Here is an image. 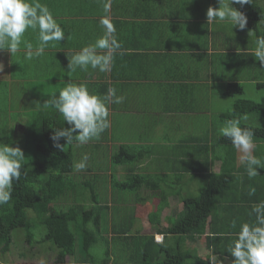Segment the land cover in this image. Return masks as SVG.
Returning <instances> with one entry per match:
<instances>
[{"label":"crops","instance_id":"crops-1","mask_svg":"<svg viewBox=\"0 0 264 264\" xmlns=\"http://www.w3.org/2000/svg\"><path fill=\"white\" fill-rule=\"evenodd\" d=\"M40 2L53 12L65 30V38L54 46L50 43L44 55L31 60L25 59L23 44L14 57L7 49L0 50V63L4 65L0 74L8 76L9 90L22 92L27 109L37 102L44 103L53 93L58 95L68 82L86 83L91 91L99 94L114 87L117 95L126 97L123 103L110 105V128L100 139L83 144L86 151H82L88 154V160H93L88 168L97 177V185L109 188L111 203L115 192L118 193L114 186L116 181L127 177V167L111 163L112 154L123 144H131L135 149L141 147L148 153L140 159L137 169L152 172L156 179L148 189L142 188L144 194L158 192L157 187L162 184L158 178L165 175L172 181L183 175V181L179 178L181 183H174L186 186L187 159L192 166L196 165L197 172H202L198 175L204 178L202 181L208 170L216 175L236 173L235 169L242 165L237 151L230 144L215 141L208 129L217 124L218 114L224 110L222 106L229 102L224 93L228 82L264 89V67L253 56L259 36L256 27L247 25L240 30L227 21L209 25L207 10L219 7V0H111L110 17L124 54L117 53L106 72L89 67L86 71L78 68L69 74L68 56L103 35L99 21L104 15L106 0ZM252 4L262 8L256 26L264 35V0H253ZM233 7L237 8L236 4ZM250 31L254 32L253 36L249 35ZM38 35V30H29L24 39L35 47ZM13 122L25 123V120L18 118ZM258 149L256 147L254 155L260 158L264 145ZM103 161L107 166L101 165ZM164 162L169 165L167 170ZM188 177L193 183V176L189 174ZM223 183L226 190L235 192L238 189V194L246 191L245 206L250 210L247 217L238 214L237 222H254L255 215L249 213L253 204L264 200V184L249 178L243 168L236 178ZM137 201L133 206L135 221L136 225H142L145 222L136 210L144 204L157 209L160 201L154 196L150 202ZM172 201L174 203L175 198ZM149 214L147 221L152 225ZM107 223L111 235L113 221ZM142 229L143 234L156 232L153 228ZM221 264H231V259L226 258Z\"/></svg>","mask_w":264,"mask_h":264},{"label":"trees","instance_id":"trees-1","mask_svg":"<svg viewBox=\"0 0 264 264\" xmlns=\"http://www.w3.org/2000/svg\"><path fill=\"white\" fill-rule=\"evenodd\" d=\"M236 6L247 15V25L256 27L260 36L262 31L256 26V21L262 16V8L254 4L245 5L242 8L240 5ZM246 89V84L239 82L226 84L224 89L225 95L228 96L226 101L229 97L232 98V107L229 104L222 106L224 110H220L216 120L218 122L208 129V134L212 135L218 143L233 146L229 138L220 135L219 126L222 127L224 122L230 119L247 117L249 121L241 119V126L254 130L253 139L258 149L264 145V105L245 95ZM23 113L26 114L24 115L26 132L19 135L20 139L13 136L14 129L11 125L8 126L9 128L0 127V142L14 147L19 146L25 154L22 175L19 181L13 182L11 199L0 205V252L11 251L12 245L17 244L16 235L22 232L30 247L38 245L43 250L55 251V264H69L67 259L69 257L74 258V264H108L110 262L115 264H212L213 258L215 264H221L226 258L231 259L232 264L234 257L227 249L236 233L239 232L242 223L237 222L236 227L232 228L231 222L233 219L238 221V214L247 217L250 208L245 206L246 191L238 194V189L235 192L226 190L223 188V182L229 178H236L242 168L246 170L244 164L235 169L236 173L228 170L230 172L227 174L221 172L220 175H216L208 170L204 174L205 180L202 181L204 178L198 176L202 172H197L194 168L196 165L192 166L187 159V185L180 186L174 183L176 190L173 189L171 192L173 196L181 194V198L174 197L175 202L183 205L184 214L179 219L176 217L180 212L174 217L171 216L167 226L163 225L156 230L155 233L162 234L164 240L157 242L155 233L143 234L141 227L135 232V228L139 227H136L133 207L128 214L119 215L121 212L116 209L120 207L114 204L116 201L121 202L125 199L116 195L113 196V203H111L109 194L105 202L100 200L96 191L99 187L95 180L97 177L90 172L88 165L86 170L91 173V176L87 179L84 175L82 176L81 171L74 168V164L79 162L85 154L82 151H86V145H78L75 141L67 144L66 138H61L59 141L64 146V150L54 145L51 138L54 131L70 127L54 108L42 109L37 102L35 106L21 112L17 119L23 118ZM22 136L28 138V143L25 144V141L21 140ZM137 149L131 144H123L112 154L113 165L127 167L126 179L116 181L115 190L141 194L142 188L148 189L153 180L155 181V174L148 170L142 172L141 168L137 169L140 167L137 166L140 159L148 154L141 147ZM260 153V158L264 160V151L261 150ZM176 154L171 156L174 157ZM89 161L91 160L87 162ZM168 166L167 162H164V169L167 170ZM258 172L259 175L253 179L264 184L262 181L264 168H258ZM189 174L193 176V183L188 177ZM179 178L181 181L184 180L183 175H178L173 180L180 182ZM158 180L162 182L157 187L158 192L148 193L147 196H143V193L137 195L134 202H139L137 200L150 202L152 196L159 199L161 197L157 209L149 214V221L161 226V213L168 206L164 203L167 194L160 191H164V185L172 182V179L167 180L165 175ZM246 180L247 177L243 182ZM204 182L205 185H203ZM196 186L203 188L198 195L187 193L189 190L193 191ZM83 187L91 189V197L86 196ZM126 191L124 192L127 193ZM262 191L264 192V187ZM88 201L91 204L89 208L86 207ZM111 205L114 206L116 210L114 215L117 217L113 218L111 237L103 238L107 245V256L104 259L99 257L97 260L87 253L91 251L93 244L98 242L99 236L103 237L101 235L102 220ZM240 205L241 208H239ZM91 223L95 231L91 230ZM41 228L45 229V233L42 238H37L35 231ZM78 235L81 238L79 247H77ZM188 240L195 246L202 240L209 252L207 256H201L198 249H191L189 244L186 245ZM20 254L27 256L25 252ZM121 260L123 263L120 262Z\"/></svg>","mask_w":264,"mask_h":264},{"label":"clouds","instance_id":"clouds-1","mask_svg":"<svg viewBox=\"0 0 264 264\" xmlns=\"http://www.w3.org/2000/svg\"><path fill=\"white\" fill-rule=\"evenodd\" d=\"M253 0H219V7H209L207 21L209 25L218 22H230L238 26L240 30L246 28L247 15L234 4H252ZM111 0H106L103 5L104 15L99 23L103 29V35L94 43L83 46L79 51L69 57L68 73H74L79 68L87 70L89 67L106 72L113 64L117 53L124 54L122 43L118 40L117 29L110 17ZM29 30H38V44L34 47L31 42L24 39ZM250 36L254 32H249ZM65 38L64 28L57 22L53 12L47 4L40 0H0V50L7 49L14 57L21 51V45L25 47V59L44 55L45 49L50 43L61 42ZM256 47L253 56L264 67V35L255 40ZM0 63V71L3 70ZM126 99L123 95H117L114 87H109L105 94L91 91L86 83L68 82L57 93L43 104L42 109L54 108L70 127L56 129L52 140L57 148L64 150L59 143L61 138H66L67 144L75 141L78 145L88 143L93 139H100L111 126L110 105L121 104ZM241 119H230L224 122L219 129L223 137L231 140L238 153V161L246 166L249 178L259 175L258 168H264V160L254 155L257 145L253 139L254 130L241 126ZM88 154H84L81 160L74 164L77 171L87 167ZM25 154L19 146L0 142V205L7 203L12 196L13 182L19 181L24 166ZM255 215L254 222H244L236 233L234 240L228 246V252L234 257L232 264H264V200L252 206L249 215ZM237 221L231 222L235 228ZM155 240L163 242V235L155 233ZM215 264V259H212Z\"/></svg>","mask_w":264,"mask_h":264},{"label":"rangeland","instance_id":"rangeland-1","mask_svg":"<svg viewBox=\"0 0 264 264\" xmlns=\"http://www.w3.org/2000/svg\"><path fill=\"white\" fill-rule=\"evenodd\" d=\"M9 81V78L6 74H0V127H5L9 128L8 126L11 125V127L14 129L13 130V136L15 138H18L19 135H23L26 132V126L24 124V122H18V123H14L13 120L17 119V117L19 116V114L23 111L28 110L25 106V99L22 97V92L20 90H9L8 89V85L7 82ZM13 85V84H10ZM16 86L17 85H13ZM248 97H252L255 100H257L260 103L264 104V89L263 88H257V86H255V88H247L246 89V94ZM229 102H230V107H232V103H233V99L229 97ZM229 104V103H226ZM23 118L21 119H25L26 115L25 113L22 114ZM18 121V120H17ZM246 121L248 122V118L246 119ZM20 139V137H19ZM21 140L25 141L24 143H28V138H26L25 136L21 137ZM86 144H89L86 143ZM78 162V161H77ZM76 162V163H77ZM93 160L87 162V165L90 166L92 164ZM101 165L103 166H107V162H101ZM82 176L84 175V177L89 178L91 175L89 172H87L86 170L81 171ZM104 173V171H101V174ZM170 177H167V180H170ZM203 185H205V183H203ZM165 187V188H164ZM161 186V188H164V191H160V193H166L167 197L164 199V203L167 204V206H169L171 203H173L172 199L176 197L181 198V194H174V196L171 194V192L175 189L174 186V181ZM201 189L203 188H198V186L194 187L193 191L189 190L190 194H196L198 195L201 191ZM83 190L86 191V196H90L91 197V189L88 187H83ZM97 193L99 194L100 200L102 202H105V199L109 198V188H107V185H105L104 187H97L96 189ZM124 191L126 190H121L115 192V196L118 195L120 198H123L125 200L120 201H116L114 206L116 207H120L117 208L116 210H118L119 212H121L119 215H125L128 214L130 212L131 207H133L135 205V196L137 195H142V193L144 194V192H141V194H133L130 191H126L127 193H125ZM187 193H183L184 195H186ZM145 196L148 195V193L144 194ZM161 197L159 199V201H161ZM176 199V198H175ZM86 207H90L91 204L88 202H86ZM113 206V205H111ZM154 209H156V207L152 206V205H142L140 206V208H138L136 210V213H138L139 218L142 219L145 223H143L142 225H140V223H138L136 225V227L139 228H135V232H137V229L145 227V229H152V231H156L158 228H161L163 225L167 226L168 225V221L170 219L171 216H176V214H178V216L176 218H180L182 214H184V207L181 203L175 202L173 203V205L169 208H166L162 213H161V222L162 225L158 226L155 224H149V222L147 221V215L153 211ZM113 207L110 208L104 215V218L102 220V232L101 235L103 237L99 236L98 242H95L93 244V247L90 249L91 251L89 253H87V255H92L94 256L97 260H99V257H101L102 259H104L105 256H107V245L104 242L103 238L105 237H111L112 235V231H111V235L109 234V230H110V226L107 224V222L113 221V218H116L117 216L114 215V212L116 211ZM135 217V216H134ZM132 219V218H130ZM118 221H121V219H117ZM136 220V218H135ZM117 222V221H116ZM90 228L91 230L95 231V227L92 225V223L90 224ZM97 231V230H96ZM144 232V231H143ZM36 233V237L37 238H42V236L45 233V229L41 228L40 229H36L35 231ZM77 247L80 246L81 244V238L80 235L77 236ZM15 242L17 244L12 245L11 251H9L8 253H4V252H0V264H54L55 260H56V252L55 251H50L48 249H41L38 245H36L35 247H30L26 240L24 239V235L22 232H20L18 235H16V239ZM201 242V243H200ZM200 242H198L195 245H193L191 243V241H187L186 245L189 244L191 249H198L201 256H207V254L209 253L207 248H205L204 242L202 240H200ZM78 250L81 252L82 251L78 248ZM21 252H25L27 253V256L24 257L22 256V254H20ZM77 253L79 254V252L77 251ZM80 255V254H79ZM113 257V255H112ZM81 258V257H80ZM69 264H74V258L73 257H69L67 258ZM121 263L122 260L120 261ZM111 264H115L114 262H111Z\"/></svg>","mask_w":264,"mask_h":264},{"label":"flooded vegetation","instance_id":"flooded-vegetation-1","mask_svg":"<svg viewBox=\"0 0 264 264\" xmlns=\"http://www.w3.org/2000/svg\"><path fill=\"white\" fill-rule=\"evenodd\" d=\"M55 264V263H54Z\"/></svg>","mask_w":264,"mask_h":264}]
</instances>
